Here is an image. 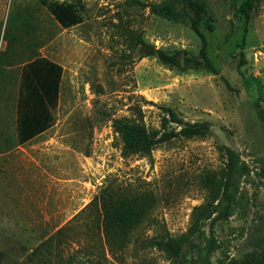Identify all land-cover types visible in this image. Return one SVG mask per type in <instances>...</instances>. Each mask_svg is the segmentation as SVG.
<instances>
[{
  "label": "rangeland",
  "instance_id": "374dc122",
  "mask_svg": "<svg viewBox=\"0 0 264 264\" xmlns=\"http://www.w3.org/2000/svg\"><path fill=\"white\" fill-rule=\"evenodd\" d=\"M44 1L80 22L63 28ZM202 1L0 0V264H175L151 241L189 236L207 204L180 262L264 264V0L246 25V0ZM36 57L62 68L58 104L18 144L20 72ZM115 120L144 127L149 156L123 157ZM120 204L133 218L116 238L103 210Z\"/></svg>",
  "mask_w": 264,
  "mask_h": 264
},
{
  "label": "trees",
  "instance_id": "16d2710c",
  "mask_svg": "<svg viewBox=\"0 0 264 264\" xmlns=\"http://www.w3.org/2000/svg\"><path fill=\"white\" fill-rule=\"evenodd\" d=\"M181 1L187 8L197 12L203 11L205 7L202 0ZM255 3L256 0H246L244 10L245 25L251 18ZM43 4L63 28H68L80 22L71 5L46 1ZM169 11V5H162L157 10L162 15L168 14ZM244 32H246V26ZM244 35L242 42H244ZM203 45L204 42L202 40V48ZM159 59L163 64H176L177 62L176 53L172 55L161 53ZM206 68L212 70L208 64ZM61 79V66L46 58L36 57L27 61L21 68L20 90L16 106L18 144H23L52 127L54 123L53 111L58 104ZM165 109L168 117L173 119V111L170 108ZM114 128L117 133L123 135L128 141L122 148L123 157H129L135 154L149 156L154 142L149 138V134L146 133L142 125L138 123L130 124L123 120H115ZM206 133L205 130L187 127L183 128L179 132V135L191 138L203 137ZM125 208L128 207L120 204L112 210H103L104 216L102 223L106 234L109 233L112 237L120 238L128 232L127 227L133 218V211L126 210ZM213 213L214 210L211 204L196 208L195 217L189 230V236L178 239H156L151 241V245L162 251L175 264H182L180 261L185 260L187 253L185 246L191 241L190 237L201 231L203 223L208 221ZM36 249L38 251V248ZM36 249L30 253L29 257L34 255Z\"/></svg>",
  "mask_w": 264,
  "mask_h": 264
},
{
  "label": "crops",
  "instance_id": "0c3cea01",
  "mask_svg": "<svg viewBox=\"0 0 264 264\" xmlns=\"http://www.w3.org/2000/svg\"><path fill=\"white\" fill-rule=\"evenodd\" d=\"M18 97H19V94H18ZM17 100H18V98H17ZM16 106H17V102H16ZM16 121H17V112H16ZM44 132H45V131H44ZM44 132H43V133H44ZM16 133H17V132H16ZM40 134H42V133H40ZM40 134H39V135H40ZM37 136H38V135H37ZM37 136H35V137H37ZM35 137H33L32 139H34ZM32 139H30V140H32ZM30 140H29V141H30ZM27 142H28V141H27Z\"/></svg>",
  "mask_w": 264,
  "mask_h": 264
}]
</instances>
